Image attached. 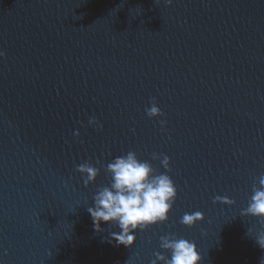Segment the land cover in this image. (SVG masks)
Wrapping results in <instances>:
<instances>
[{"label":"water","instance_id":"1","mask_svg":"<svg viewBox=\"0 0 264 264\" xmlns=\"http://www.w3.org/2000/svg\"><path fill=\"white\" fill-rule=\"evenodd\" d=\"M0 51V264H151L170 232L199 264H264V217L244 214L264 175V0H0ZM128 151L177 197L126 247L87 209Z\"/></svg>","mask_w":264,"mask_h":264},{"label":"clouds","instance_id":"2","mask_svg":"<svg viewBox=\"0 0 264 264\" xmlns=\"http://www.w3.org/2000/svg\"><path fill=\"white\" fill-rule=\"evenodd\" d=\"M169 4L172 0H167ZM4 53L0 51V56ZM149 118L163 116L162 109L155 98L151 106L146 108ZM89 124L102 128L95 117L89 118ZM161 126L166 120H160ZM74 135L79 136L77 130ZM161 159L164 169L170 170V157L166 154L153 153V159ZM106 172L111 177L109 185L98 188L93 197L94 206L88 207L93 226L96 231H101V222H107L119 229L112 232L111 238L117 244L128 247L136 240V230H145L151 225L168 220L169 212L177 197V188L173 179L166 172H159L147 160H140L135 151H128L125 155L116 156L107 163ZM77 171L84 175V184L95 181L100 169L89 162L77 166ZM216 201L233 203L227 197L217 196ZM244 214L264 217V175L259 178V187L253 185V194L249 200ZM204 218L201 211L185 213L180 222L187 226ZM257 243L264 248V233L257 237ZM160 248L170 251V257L157 251L151 264H199L202 259L197 245L186 238L178 237L175 233L160 236Z\"/></svg>","mask_w":264,"mask_h":264}]
</instances>
